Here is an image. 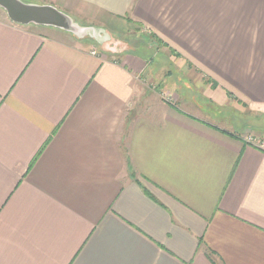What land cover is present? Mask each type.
<instances>
[{"label":"crops","instance_id":"crops-1","mask_svg":"<svg viewBox=\"0 0 264 264\" xmlns=\"http://www.w3.org/2000/svg\"><path fill=\"white\" fill-rule=\"evenodd\" d=\"M27 1L107 35L0 7V264H264V0Z\"/></svg>","mask_w":264,"mask_h":264},{"label":"water","instance_id":"water-1","mask_svg":"<svg viewBox=\"0 0 264 264\" xmlns=\"http://www.w3.org/2000/svg\"><path fill=\"white\" fill-rule=\"evenodd\" d=\"M0 7L13 22L20 25L52 26L70 32L80 39H94L99 44L104 43L107 35L104 28L82 25L73 16L52 4L26 0H0Z\"/></svg>","mask_w":264,"mask_h":264},{"label":"rangeland","instance_id":"rangeland-1","mask_svg":"<svg viewBox=\"0 0 264 264\" xmlns=\"http://www.w3.org/2000/svg\"><path fill=\"white\" fill-rule=\"evenodd\" d=\"M138 30L139 31H137V29H136L134 32L129 33V35H127V36H119L120 38L122 37V39H123L122 41H124V43H125L123 46L125 49L126 48L131 49V47L139 44V42L142 43L144 41L147 44L148 42L153 43V41L156 40V38H154L153 35H151L149 32H146V29L138 28ZM114 45L118 46L119 43L117 41H114ZM167 96H170V98L172 99L171 94H167ZM231 112H232V110L224 112L222 117L228 119L231 115ZM216 116H218V115H216ZM249 133L251 134V131L248 130V132H245L242 134V137H244L246 140L248 138H252V142H257L258 144L264 143V140H259V139L255 140L252 136L249 135Z\"/></svg>","mask_w":264,"mask_h":264},{"label":"built area","instance_id":"built-area-1","mask_svg":"<svg viewBox=\"0 0 264 264\" xmlns=\"http://www.w3.org/2000/svg\"><path fill=\"white\" fill-rule=\"evenodd\" d=\"M92 53H93V54H97V50H93ZM247 140H248L249 142H251V141H252V138H248ZM259 147H261L262 149H264V143L259 144Z\"/></svg>","mask_w":264,"mask_h":264},{"label":"trees","instance_id":"trees-1","mask_svg":"<svg viewBox=\"0 0 264 264\" xmlns=\"http://www.w3.org/2000/svg\"><path fill=\"white\" fill-rule=\"evenodd\" d=\"M144 42V41H143Z\"/></svg>","mask_w":264,"mask_h":264}]
</instances>
